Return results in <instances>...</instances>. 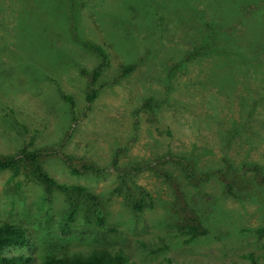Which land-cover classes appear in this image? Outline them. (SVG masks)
Segmentation results:
<instances>
[{"label": "rangeland", "instance_id": "374dc122", "mask_svg": "<svg viewBox=\"0 0 264 264\" xmlns=\"http://www.w3.org/2000/svg\"><path fill=\"white\" fill-rule=\"evenodd\" d=\"M33 152L89 196L0 171L9 253L261 260L264 0H0V157Z\"/></svg>", "mask_w": 264, "mask_h": 264}, {"label": "trees", "instance_id": "16d2710c", "mask_svg": "<svg viewBox=\"0 0 264 264\" xmlns=\"http://www.w3.org/2000/svg\"><path fill=\"white\" fill-rule=\"evenodd\" d=\"M89 48L105 58V54L99 47L89 46ZM94 75H97V72H95ZM39 159L40 156L38 152L23 153V156L19 160L0 157V171H19L21 166L29 167L31 169L29 175L43 185L45 192L48 195H51L54 191H60L77 197H84L85 195L89 196L84 188L67 187L56 182L53 178L47 175L42 168H40ZM88 169L89 168H86L85 171ZM77 210L78 203L71 202V207L65 216L66 219L72 218ZM100 221L102 222V220ZM25 233L26 232L20 227L8 223H0V264H35V258L33 257L25 256L23 254L9 253L10 249L24 248L27 246L28 241ZM205 233L206 231L202 232L203 235ZM259 233L264 237V229L259 231ZM249 259L251 264H264V255L261 257V260H259V257H256L255 254H250ZM125 261L126 258L122 251L110 252L99 249L93 250L86 255H73L57 259H47L45 264H125Z\"/></svg>", "mask_w": 264, "mask_h": 264}]
</instances>
